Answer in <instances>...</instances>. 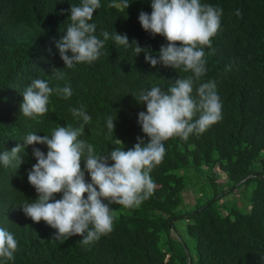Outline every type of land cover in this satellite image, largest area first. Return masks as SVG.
<instances>
[{
  "label": "trees",
  "instance_id": "trees-1",
  "mask_svg": "<svg viewBox=\"0 0 264 264\" xmlns=\"http://www.w3.org/2000/svg\"><path fill=\"white\" fill-rule=\"evenodd\" d=\"M81 2L0 0V154L23 146L29 133L44 136L58 126L78 127L82 121L69 109L81 105L92 119L79 139L97 154L128 150L137 137L147 140L138 124V114L146 112V104L137 102L139 93L152 87L166 91L192 75L152 67L144 52L136 56L133 41L156 58L168 43L139 23L141 11L151 13V0H126L128 8L125 0H100L89 22L96 24L98 38L106 30L110 39L91 65L66 68L56 43L71 23V6ZM201 3L223 10L212 48H204L206 73L198 82L215 81L222 119L187 141L164 142V159L150 174L153 195L130 209L112 205L113 231L88 246L80 235L56 240L55 229L24 214L22 206L38 198L27 178L37 162L33 148L47 153L46 145L25 146L19 154L23 163H0V228L17 240L14 259L0 258V264H264V0ZM115 32L126 34L130 46L117 45L111 39ZM57 71L63 79H57ZM34 79L53 89L68 86L72 96L65 100L54 91L45 115L26 118L20 113L22 94ZM109 116L114 132L106 127Z\"/></svg>",
  "mask_w": 264,
  "mask_h": 264
},
{
  "label": "clouds",
  "instance_id": "clouds-1",
  "mask_svg": "<svg viewBox=\"0 0 264 264\" xmlns=\"http://www.w3.org/2000/svg\"><path fill=\"white\" fill-rule=\"evenodd\" d=\"M100 6V0H82L79 6H71V23L56 43L66 68L81 63L91 65L101 55L105 41L110 39L106 30L100 34L103 39L98 38L96 24L89 22ZM123 7H129L126 0ZM151 8L150 14L139 13V23L143 30L152 36L165 37L168 43L160 47L156 58L150 49L133 41L136 56L144 52L146 62L152 67L163 65L192 75L175 80L166 91L152 87L139 93L137 102L146 104V112L138 114V124L147 140L137 137V142L128 150L116 147L108 154H97L91 143L79 139L92 119L81 105L69 109L74 118L82 121L78 127L58 126L51 135L44 136L29 133L23 146L17 144L10 152L0 154V163L5 167L13 161L20 165L23 161L19 154L25 146L46 145V154L33 148L37 162L28 171L27 178L38 198L25 203L22 210L33 222L44 221L55 229L56 240L80 235L83 237L80 242L88 246L110 234L114 223L112 205L130 209L153 195L156 185L150 174L164 159V142L174 137L187 141L190 135H201L222 119V103L215 81L198 82L206 73L204 48H212L223 10L202 4L201 0H151ZM236 14L240 15L239 10ZM111 39L117 45L131 44L126 34L115 32ZM63 75L56 72L57 79H63ZM197 84L194 98L192 93ZM54 91L65 100L72 96L68 86L53 89L48 82L34 79L22 94L20 113L26 118L45 115ZM197 113L199 116L194 119ZM106 127L114 132L115 124L110 116L106 118ZM117 143L122 142L117 139ZM82 161L85 162L83 169ZM60 193L62 196L57 199L56 194ZM16 251L14 235L0 228V258L13 260Z\"/></svg>",
  "mask_w": 264,
  "mask_h": 264
},
{
  "label": "rangeland",
  "instance_id": "rangeland-1",
  "mask_svg": "<svg viewBox=\"0 0 264 264\" xmlns=\"http://www.w3.org/2000/svg\"><path fill=\"white\" fill-rule=\"evenodd\" d=\"M215 171L217 172L218 177L223 180L224 177H225L224 173L222 171L218 170L217 167L215 168ZM224 198H227V197H224ZM185 201L187 203H189V206L188 207H190L191 204L193 203V196L191 194L187 195V198L185 199ZM172 233L173 234H176L174 231Z\"/></svg>",
  "mask_w": 264,
  "mask_h": 264
}]
</instances>
